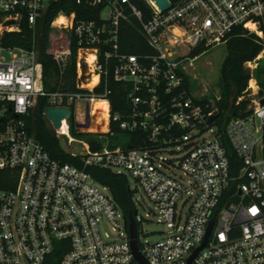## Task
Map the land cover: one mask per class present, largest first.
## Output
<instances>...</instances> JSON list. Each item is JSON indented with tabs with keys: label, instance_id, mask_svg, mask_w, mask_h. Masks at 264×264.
<instances>
[{
	"label": "built area",
	"instance_id": "1",
	"mask_svg": "<svg viewBox=\"0 0 264 264\" xmlns=\"http://www.w3.org/2000/svg\"><path fill=\"white\" fill-rule=\"evenodd\" d=\"M57 1L0 0V38L18 32L22 20L34 30ZM168 2L161 12L147 1L151 15L144 19L131 0H76L83 12L99 9L98 15L60 13L52 20L46 54L59 75L48 83L34 47L0 45V264H140L128 221L88 168L131 178L133 198L141 193L153 205L151 215L165 228L160 240L142 241L143 225L153 222L136 209L131 218L147 264H186L205 238L191 264H264V90L255 78L264 61V0ZM60 16L65 22L57 24ZM130 17L152 54L121 51L120 25ZM238 36L256 37L262 50L244 64L247 87L220 126L219 93L196 97L183 80L198 57H189L193 49L206 53ZM73 57L75 76L64 78ZM110 81L125 91L123 114L111 111ZM39 98L77 114L76 132L89 138L70 135V118L48 128L68 146L80 143L82 153L71 156L80 157L81 168L53 159L29 133L26 118ZM97 102L105 107L103 129L94 123ZM111 125L143 133V145L103 144L99 139L113 136ZM103 222L115 237L100 233Z\"/></svg>",
	"mask_w": 264,
	"mask_h": 264
},
{
	"label": "trees",
	"instance_id": "2",
	"mask_svg": "<svg viewBox=\"0 0 264 264\" xmlns=\"http://www.w3.org/2000/svg\"><path fill=\"white\" fill-rule=\"evenodd\" d=\"M76 0H58L52 4L41 16L36 24L35 29H30L27 22L22 20L19 23V31L4 33L0 38V45L3 48H21L30 50L34 47L37 52L38 60L43 65V77L48 83L52 79L58 77V71L50 55L46 54L49 44L50 23L58 14L63 13L69 15L74 13L78 18L95 19L99 9H90L84 11V5H77ZM132 4L143 13V18L147 19L151 15V9L146 0H131ZM241 30H236V33H241ZM119 46L121 51L134 54L144 55L152 54L140 32V25L135 18L130 17L127 21H123L119 31ZM226 57L221 65L220 76L218 80L219 101L217 107L222 111L219 125L223 126L229 117L226 113H234L236 108L234 102L242 95L247 87L249 78L248 72L244 68L246 62L252 61L262 50V44L254 36H238L229 39L226 43ZM205 50L199 46L191 51L189 57L195 58L201 55ZM264 71V61H261L258 66V71ZM256 70V71H257ZM255 71V74H256ZM75 76L74 57L72 63L66 73L65 78H73ZM261 90L264 89V84L258 82ZM183 87L190 94L191 86L188 76H184ZM109 90L111 94L108 97L113 114H123L127 110L126 94L120 84L110 81ZM233 96V103L230 105V98ZM207 102L204 100L203 103ZM244 107L245 103L241 104ZM47 107L45 99L39 98L34 109L29 117L26 118L28 131L42 145L44 150L55 160L62 163H68L81 168L80 157L65 155L59 148L60 139L55 136L52 131L45 125L43 121V110ZM110 132L115 143L126 141V145L131 148H140L143 145L144 134L141 132L122 133L116 125H111ZM80 138V133L74 134ZM76 139V138H75ZM80 140V139H77ZM86 171L92 179L108 188L114 202L121 210L126 221L132 218L135 213V208L132 201V191L129 189V183L125 176L117 175L113 172L102 168H88Z\"/></svg>",
	"mask_w": 264,
	"mask_h": 264
},
{
	"label": "rangeland",
	"instance_id": "3",
	"mask_svg": "<svg viewBox=\"0 0 264 264\" xmlns=\"http://www.w3.org/2000/svg\"><path fill=\"white\" fill-rule=\"evenodd\" d=\"M106 13L103 14L105 16ZM226 46L225 44H221L209 49L206 53H203L193 61L192 66H187V74L190 80L191 86V93L196 97L205 96L208 100L214 99V90L218 86V80L220 76V69L221 65L226 57ZM4 56L6 54L4 53ZM255 78L257 82L264 84V71L260 69L256 71ZM264 90V89H263ZM263 94V93H262ZM80 106V105H78ZM77 114L75 113L73 117H71L67 124L69 126L70 135L76 139H85L89 137H85V135H80V138L75 136L76 128V120ZM98 139V137H95ZM206 138H211V136H206ZM63 140V139H61ZM100 142L110 146L112 144H116L117 146L119 143H115L112 137H106L105 139H99ZM128 183L130 188L133 186V182L131 178H128ZM96 186H99L96 184ZM134 199L135 202V209L137 212L143 217L147 219H151L153 223L148 224L145 223L143 225V233L145 236L142 237V241L144 239H148L150 242H156L160 240L162 233H165V228L163 225L156 223L157 218L151 215V211L154 209L153 205L150 201L141 193H136L134 198L132 197V201ZM137 200V202H136ZM99 231L101 234L108 233L112 237H115L114 233L112 232V226L108 222H103L99 226Z\"/></svg>",
	"mask_w": 264,
	"mask_h": 264
},
{
	"label": "water",
	"instance_id": "4",
	"mask_svg": "<svg viewBox=\"0 0 264 264\" xmlns=\"http://www.w3.org/2000/svg\"><path fill=\"white\" fill-rule=\"evenodd\" d=\"M149 3L153 4L159 11L164 12L167 9L170 8V3L168 0H147ZM13 21H9L6 23L7 26L13 25ZM215 94L219 93V87L217 86L214 90ZM233 103V96L230 98V105ZM218 113H221V110L218 109ZM72 116V112L69 109H61V108H53V107H46L43 110V121L47 127H49V124L52 125L53 129H59L61 126V123L65 119H69ZM215 119V116H213L209 121L212 122ZM53 129L51 130L52 133H54ZM88 145L90 147L91 151H96L99 148V144L92 140L88 142ZM59 148L65 155H80L83 151L82 146L80 143H75L71 146H68L65 141L60 140L59 142ZM128 231L131 238V248L134 255V258L140 263V264H147L144 259L140 256L137 245H136V226L134 221L130 218L128 219ZM212 227V222L210 223V226L207 230V235L210 232V229ZM207 237V236H206ZM206 243V238L203 242V244L196 249L193 254L190 256V258L187 260L186 264H191L192 259L194 256L198 253L199 250H201Z\"/></svg>",
	"mask_w": 264,
	"mask_h": 264
},
{
	"label": "bare ground",
	"instance_id": "5",
	"mask_svg": "<svg viewBox=\"0 0 264 264\" xmlns=\"http://www.w3.org/2000/svg\"><path fill=\"white\" fill-rule=\"evenodd\" d=\"M63 22H65V18H64L63 16H60V17L57 19V21H56L57 24H61V23H63ZM95 80H96V79H93V83L95 82ZM94 108H95L96 110L100 109V112H99V113H95V114H98L99 119H98L97 121H94V123H95V125H96V123H99V122L101 121L102 124H103V125H102V129H103L104 122H105V120H106V113H104V111H105V107L103 106V103H101V102H97V103H95ZM93 128H95V127L93 126ZM63 131H65L64 128H63Z\"/></svg>",
	"mask_w": 264,
	"mask_h": 264
}]
</instances>
